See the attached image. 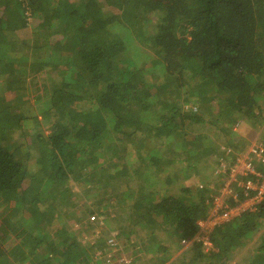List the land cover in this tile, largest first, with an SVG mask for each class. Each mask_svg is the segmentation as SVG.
Segmentation results:
<instances>
[{
    "label": "trees",
    "instance_id": "16d2710c",
    "mask_svg": "<svg viewBox=\"0 0 264 264\" xmlns=\"http://www.w3.org/2000/svg\"><path fill=\"white\" fill-rule=\"evenodd\" d=\"M28 15L51 54L17 37ZM125 33L157 59L138 65ZM32 80L33 108L53 123L21 139L31 117L16 102ZM2 84L0 264H101L108 235L131 264H226L248 245L243 264H264V194L214 226L212 249L196 238L221 185L200 172L235 162L233 124L264 129V0H0ZM95 187L104 195L89 201Z\"/></svg>",
    "mask_w": 264,
    "mask_h": 264
},
{
    "label": "rangeland",
    "instance_id": "374dc122",
    "mask_svg": "<svg viewBox=\"0 0 264 264\" xmlns=\"http://www.w3.org/2000/svg\"><path fill=\"white\" fill-rule=\"evenodd\" d=\"M105 8H109L108 5L106 7L103 6L102 9L105 11V10H107ZM40 21H41V19H38L35 17L32 18L31 16L28 15V18H27L28 24L24 28H18L16 30V35L20 40H26L30 43H32V42L36 43L37 41L40 42V48H39L40 49V56L37 55L38 56L37 58L51 54L55 50L54 48H56L53 44L48 43V45H45L42 43V42H48L49 37H48V33L44 30L45 28L42 27V22H40ZM57 26H58V22L54 24L53 29H57ZM66 32H67V30H65V29L62 30V35H64ZM125 34H126L125 38L128 39L127 46L129 47L130 50L132 49L130 54L137 58L138 65L148 66V65L152 64V59H154V60L157 59V55H156L154 49L149 47L146 43L142 44L141 41L138 40L137 38H135L134 36L129 35L127 33H125ZM62 35L55 37L56 39H52V41L53 42L58 41L62 37ZM130 47H132V48H130ZM158 73H159L158 70L154 71V74L157 75ZM37 76H38L39 82H41V83H45V82L47 83L46 80L48 79L50 81V79L53 77L51 75V73H49V72H47V73L46 72H40ZM35 85H37V84L36 83L34 84V80H32L30 83H28V90L25 93L26 96H24L25 97L24 98L25 104H22L21 101L16 102L17 107H20V109L23 105H25V106H23L24 107L23 110H25V113H27L26 114L27 117H31L30 119L27 120L28 123L25 124V127L27 128V130L25 133H23L21 135V139L22 138H28V139L30 138V137H28L29 135H27V134H29L30 128H34V131L40 129V131L43 130L44 133H48L50 131V127L53 123V121H48V120H45L44 118H42V114L41 113L39 114V112H38V110H39L38 106H35L36 109L33 108V105H34L33 103H34L35 99L38 98V96H37L38 95L37 94L38 89H35ZM5 89H6V87L3 86V84H2L0 86V92L4 91ZM29 92L33 95L35 94V96L30 98ZM157 108H159V106H157ZM216 108H217V106H215L214 109L211 110L212 115L217 113L218 110ZM36 113H37V118L32 119V117L34 115H36ZM238 124L236 122L235 124H233V127H232L233 132L235 134H237L236 139L239 138L238 139L239 141H237L238 142L237 143L238 148L237 147L236 148L240 149V150L244 149L245 147L246 148H245V150H242V151H235L234 152L235 153L234 159H236L240 154L244 153L247 150V148L249 147V145H251L252 142H256V141L264 142V140H263L264 129L262 126L259 128H253V125H251L250 123H247V122L246 123L239 122ZM242 144L245 145L243 148H241ZM228 147L229 146H227L224 142V144L220 146V149H224V151H234L235 150V149L233 150L232 148H228ZM220 168H221L220 162H219V165L215 168L214 172H212L210 168L206 167L205 169H203V173L200 172V177H199L200 179L197 178V181H198V179L201 180L202 182L208 181V185L212 186L213 181H211V180H213L214 176L215 177L220 176L221 185H219V187H217L216 193H214L213 196L217 195L220 192V190L222 192V188H221L222 183H224L228 179L227 174H224L225 171L223 169H220ZM207 174H210V178H209V179H211L210 181L207 178ZM197 181H196V179H192V180H190V179L184 180L182 178L179 179V182L186 183L189 186H194ZM85 188H90V187H85ZM100 190L103 192L104 188L102 189V187L101 188L95 187L94 190L89 191L90 192L89 195L86 194V197L89 199V201L97 200V199H99L100 195H104V194L100 193ZM110 190H111V187L105 188V191L108 194L110 193ZM124 190H126L125 187H123V190H120L119 192H123ZM94 191L97 192V194H98L97 196H95ZM103 202H105V201L103 200ZM224 202L228 203L227 199H224ZM102 221H103V218H102ZM99 228L100 227H98L97 231L100 230ZM107 237L109 238V241L111 242L112 239H110V238H113V236L108 235ZM255 238L257 239V237H255ZM89 241L91 242V244H93L96 241L95 236L93 235V238L91 237V239ZM111 243H113L114 245H110L107 247L109 250L106 254H103L100 257L97 256L99 259H101V264H131L130 259L128 260L125 257V255L123 254V252L120 250L119 246L117 245L118 241H117V243H116V241H112ZM205 243L207 245H210L209 242L205 241ZM121 244H122L121 248L125 247L123 242H121ZM185 249H186V247H179L176 254H174L171 259H173L175 256L181 255L183 252H185ZM252 250H253V245H251V246L248 245V246L244 247L243 249H241L240 251L239 250L236 251L233 259L230 260L226 264H243V260L241 259V255L246 254L247 252L252 253ZM207 251H208V247L205 246V252H207ZM124 253L126 254L127 252L124 251ZM96 254L97 253H94L93 255H96ZM123 255H124V258H123ZM135 264H141V263L137 262Z\"/></svg>",
    "mask_w": 264,
    "mask_h": 264
},
{
    "label": "built area",
    "instance_id": "2783aa9c",
    "mask_svg": "<svg viewBox=\"0 0 264 264\" xmlns=\"http://www.w3.org/2000/svg\"><path fill=\"white\" fill-rule=\"evenodd\" d=\"M253 160L264 163V142H252L247 150L235 159V162L230 164L222 163L224 171H226V165H230L228 166L230 168L228 179L222 183V192L220 190L217 195L213 196L208 218L201 230L204 233L196 237L198 240L209 242L208 248L212 249L214 246L209 239V232L216 224L228 221L240 215L243 211L254 210L257 203L262 200L264 194V172L256 168ZM236 187L241 189L244 187L245 197L241 200ZM251 191L252 193L250 194ZM228 196L234 198V204L224 202V199ZM112 241L115 240L112 239Z\"/></svg>",
    "mask_w": 264,
    "mask_h": 264
},
{
    "label": "crops",
    "instance_id": "0c3cea01",
    "mask_svg": "<svg viewBox=\"0 0 264 264\" xmlns=\"http://www.w3.org/2000/svg\"><path fill=\"white\" fill-rule=\"evenodd\" d=\"M239 122H237V124H238ZM239 125V124H238ZM236 132V131H235ZM243 150V149H242Z\"/></svg>",
    "mask_w": 264,
    "mask_h": 264
}]
</instances>
